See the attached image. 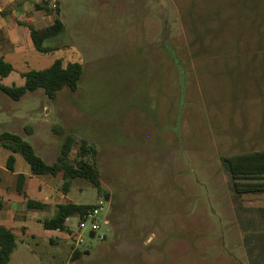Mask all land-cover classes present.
<instances>
[{
  "label": "rangeland",
  "instance_id": "1",
  "mask_svg": "<svg viewBox=\"0 0 264 264\" xmlns=\"http://www.w3.org/2000/svg\"><path fill=\"white\" fill-rule=\"evenodd\" d=\"M0 1L25 41L20 50L0 46L13 66L0 85L23 86L25 72L56 60L83 67L77 90L55 99L41 89L19 101L0 91V135L21 136L49 164L68 134L89 142L103 187L100 194L77 179L66 192L62 176H34L20 154L0 147V213L17 244L9 264H264L256 225L263 208L240 187L260 170L241 165L264 158V133L247 134L264 119V0H55L65 33L44 43L55 49L45 54L27 23L49 28L56 8ZM194 21L202 54L191 45ZM19 174L29 199L47 197L44 209L27 208ZM38 181L47 185L41 191ZM67 203L101 208L106 239L87 236L88 224L77 244L78 218L64 232L43 229Z\"/></svg>",
  "mask_w": 264,
  "mask_h": 264
},
{
  "label": "trees",
  "instance_id": "2",
  "mask_svg": "<svg viewBox=\"0 0 264 264\" xmlns=\"http://www.w3.org/2000/svg\"><path fill=\"white\" fill-rule=\"evenodd\" d=\"M36 8L38 10L46 9L48 12L53 11V7L48 1H43L42 4H36ZM54 12L56 13L54 22L45 30L39 31L31 24H27L30 29V38L33 47L40 53L45 54L54 51V48L47 47L44 43L65 33V28L60 17V9L56 8ZM195 23L194 21L191 25V32L194 34L191 45L198 46V54H202L201 51L205 48L203 45L206 41L199 36ZM12 71V64L7 62L0 52V76L6 77ZM82 74L83 67L81 63L73 62L65 65L62 60H56L47 69L25 72L23 74L25 78V84L23 86L5 87L0 85V91L11 99L19 101L27 93L41 89L48 98L55 99L58 92L64 88L76 91ZM0 147L6 148L13 154H20L29 165L31 173L34 176H50L54 178L62 176L64 179L63 190L66 192L71 187L72 182L77 179H84L96 188L100 194L103 192L98 170L99 154L97 149L87 141H78L72 134L66 136L64 142L58 149L56 161L51 164L38 156L32 145L19 135L10 133L1 134ZM15 163V157L10 155L6 164L7 170L14 172ZM25 181V175L19 174L17 177L16 191L27 199V208L30 210L44 209L46 207L45 203L27 198L24 192ZM94 207L91 205L79 206L73 203L59 204L56 207L54 216L41 222L42 227L49 231L64 232L68 230L67 221L69 219L82 218L87 211ZM90 236L93 238L95 234L91 233ZM16 247V237L13 230L4 225H0V264L10 263ZM80 256L81 252L78 249L75 252L74 258L78 259Z\"/></svg>",
  "mask_w": 264,
  "mask_h": 264
},
{
  "label": "crops",
  "instance_id": "3",
  "mask_svg": "<svg viewBox=\"0 0 264 264\" xmlns=\"http://www.w3.org/2000/svg\"><path fill=\"white\" fill-rule=\"evenodd\" d=\"M0 16H1L0 17V39H1L0 46L3 49L8 48L10 50H13L14 48L17 50H20L21 48H25V44H24L25 41H22L20 39V35H19L20 29L18 30L15 27L11 26L12 24H10V22H8L4 18L3 5L0 6ZM27 24H30V23H27ZM17 31H18V33H17ZM29 36H30V34H29ZM16 45H18V47ZM27 49H29V48L27 47ZM252 107H254V106H252ZM248 113L249 112H247L246 114H248ZM260 120L261 121L258 124H256V126H257L256 129L257 128L258 129L257 130L253 129L252 131H248L247 134H250L252 137H254L253 135H255V134H257V136H258L259 134L264 133V119H263V117ZM243 138H244V136H242L240 138L241 142L238 144L240 149L243 148V143H242ZM256 153H258V152H256ZM248 154L249 153H242L241 155H248ZM261 158L257 157V159L255 160L256 162L252 165H244L245 163H243L241 165L242 167L259 166L260 170H259V172H256L257 174L255 175V177L248 176L246 174L247 171H245V176H248V178L246 180L244 177L241 180L240 187L242 188V191H244V193L247 197L248 204H250V205L257 204L263 208V210H261L262 212L256 213L257 214L256 215V222H257L256 225H257V228L259 230L258 236H260V239L257 241V251L264 253V158L263 159H261ZM25 183H26V181H25ZM46 186L47 185L45 183H43L42 181H38L36 188L38 191H41V189L46 187ZM24 187H25V184H24ZM24 192H25V188H24ZM27 198H28V196H27ZM46 199H47V197L44 198L45 201H46ZM45 201L43 203H45V205H46L47 203ZM6 208H9L7 214L11 213L12 216L15 214V212H16L15 207H12V206L8 207V205H7ZM53 216L54 215L52 214V217ZM0 222L9 224L11 226V228H10L11 230L14 227L8 219V215H4L3 213H0ZM0 225H3V224H0ZM6 227H8V226H6ZM19 228L21 230L26 231L28 229V226L25 223H22Z\"/></svg>",
  "mask_w": 264,
  "mask_h": 264
},
{
  "label": "built area",
  "instance_id": "4",
  "mask_svg": "<svg viewBox=\"0 0 264 264\" xmlns=\"http://www.w3.org/2000/svg\"><path fill=\"white\" fill-rule=\"evenodd\" d=\"M42 1H48L53 8H56L55 0ZM101 210V208L95 206L91 210L87 211L82 218H78V230L72 233L76 238L77 244H80L83 241L84 235L82 233L87 229L88 224L90 228L87 236L92 238L90 235L93 233L95 234V237L93 238H98L100 241H104L106 239V235L100 232L102 229V224L109 226L110 222L108 220H102Z\"/></svg>",
  "mask_w": 264,
  "mask_h": 264
}]
</instances>
